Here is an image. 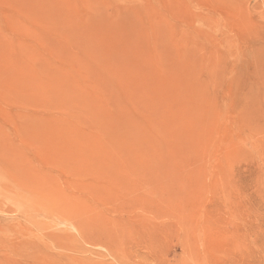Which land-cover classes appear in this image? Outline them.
<instances>
[{
    "label": "rangeland",
    "instance_id": "374dc122",
    "mask_svg": "<svg viewBox=\"0 0 264 264\" xmlns=\"http://www.w3.org/2000/svg\"><path fill=\"white\" fill-rule=\"evenodd\" d=\"M0 264H264V0H0Z\"/></svg>",
    "mask_w": 264,
    "mask_h": 264
}]
</instances>
